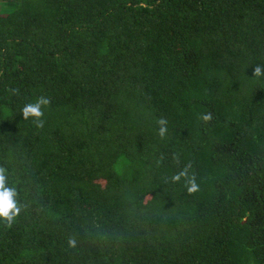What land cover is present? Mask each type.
Returning a JSON list of instances; mask_svg holds the SVG:
<instances>
[{
  "label": "trees",
  "instance_id": "trees-1",
  "mask_svg": "<svg viewBox=\"0 0 264 264\" xmlns=\"http://www.w3.org/2000/svg\"><path fill=\"white\" fill-rule=\"evenodd\" d=\"M258 65L264 0H0V264H264Z\"/></svg>",
  "mask_w": 264,
  "mask_h": 264
},
{
  "label": "clouds",
  "instance_id": "clouds-1",
  "mask_svg": "<svg viewBox=\"0 0 264 264\" xmlns=\"http://www.w3.org/2000/svg\"><path fill=\"white\" fill-rule=\"evenodd\" d=\"M254 76H264V68L256 66L254 68ZM17 91V90H13ZM50 103L49 99L40 96L34 103H28L21 109L23 120L33 118V123L37 128H42L44 125L43 108L48 106ZM211 113L203 116V120H211ZM160 125L158 134L163 138L167 133V120L161 118L158 120ZM191 164H187L184 168L170 177L171 182L179 183L181 180L184 182V187L187 189L189 195L199 191V185L197 183L195 173H190ZM7 185V170L4 167H0V219L4 220L7 226H11L15 218L20 214L21 207L17 202V190L15 187H8ZM68 244L70 247L76 246V241L73 238H69Z\"/></svg>",
  "mask_w": 264,
  "mask_h": 264
}]
</instances>
